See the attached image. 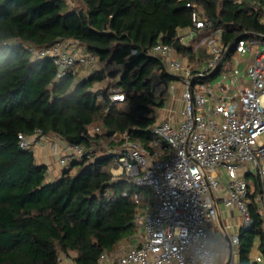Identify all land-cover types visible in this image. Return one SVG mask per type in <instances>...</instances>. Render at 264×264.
<instances>
[{
	"label": "trees",
	"instance_id": "trees-1",
	"mask_svg": "<svg viewBox=\"0 0 264 264\" xmlns=\"http://www.w3.org/2000/svg\"><path fill=\"white\" fill-rule=\"evenodd\" d=\"M81 1L84 7L71 10L66 0H0V264H61V255L72 253L73 264H100L105 253L130 241L138 210L132 196L141 189L126 178L113 179L116 156L106 146H122L116 135L126 132L151 153L153 142L164 145L150 130L162 105L152 75L180 78L153 47L173 45L195 61V47L178 39L179 30L194 29V7L207 21L204 37L222 30L226 46L245 31L264 35V0ZM59 39L77 41L107 66L122 68L80 83L76 74L58 79L55 64L33 60L25 46L46 48ZM209 58L203 50L198 59ZM108 78L106 88L92 90ZM115 91L124 93L123 103L111 102ZM38 130L90 155L47 182L48 167L37 163L32 149L20 147V134L31 137ZM248 182L253 224L239 234V264H257L251 257L257 245L264 253V218L256 201L264 189L254 177Z\"/></svg>",
	"mask_w": 264,
	"mask_h": 264
},
{
	"label": "built area",
	"instance_id": "built-area-1",
	"mask_svg": "<svg viewBox=\"0 0 264 264\" xmlns=\"http://www.w3.org/2000/svg\"><path fill=\"white\" fill-rule=\"evenodd\" d=\"M200 13L194 7L196 31L207 24ZM260 23L264 26V16ZM204 44L210 58L200 68L184 63L173 45L158 43L152 49L167 70L183 82L184 119L179 124L161 121L151 127L164 142L162 147L153 142V153L130 139L127 132L120 136L122 146L109 153L116 156L111 166L113 179L126 178L141 192L132 196L138 210L137 232L128 241L130 245L119 252L105 253L100 264L111 258L116 264H217L208 225L218 218L219 202L239 210L244 218L242 230L253 224L248 177L256 178L264 189V35L245 31L226 46L222 30H217L202 40ZM25 48L33 60H51L58 68V79L76 74L77 67H93L99 61L74 40L59 39L41 49L31 45ZM232 50V54L251 58L244 69L249 85L236 89L205 82L220 70ZM231 72L237 78L242 70L231 66ZM125 99L119 91L110 96L112 103L121 104ZM94 131L99 132V128ZM31 137L37 141L46 136L38 130ZM31 137L19 135L22 149L32 148ZM50 144L54 149L57 146L55 141ZM60 152L62 168L90 155L83 146L68 143L60 147ZM222 175L228 178L224 186ZM256 201L264 218V194H259ZM231 243L238 246L239 235L233 236ZM254 261L264 264V254L259 253Z\"/></svg>",
	"mask_w": 264,
	"mask_h": 264
},
{
	"label": "crops",
	"instance_id": "crops-1",
	"mask_svg": "<svg viewBox=\"0 0 264 264\" xmlns=\"http://www.w3.org/2000/svg\"><path fill=\"white\" fill-rule=\"evenodd\" d=\"M195 34H197L198 38H195ZM206 37V36H205ZM203 31H196L192 28L181 29L178 32V39L180 42L190 48V47H197L200 44L202 45V40L205 38ZM191 39H193L191 41ZM206 51V54H209L206 46H200V48L196 51V60H190L188 57H179L183 60L184 63L190 62L192 65H195L196 68H200L206 61L203 60L202 62L199 61V57L201 56V51ZM251 58L249 55H240V54H232L230 58L226 59L223 62L222 67L219 70V73L212 76L211 79L208 81L211 84H221L224 83L227 86L232 88H244L249 85V82L244 74V69L246 66L247 61ZM99 62V61H98ZM97 62V63H98ZM229 64V68H225V64ZM97 64L93 67H77V77L79 75L84 76L81 81L87 79L91 75L101 70H97L95 72L88 73L87 69L95 68ZM231 66H236L240 70H242L240 76L237 78L232 75ZM107 73V72H106ZM121 73L117 76V80L120 78ZM214 77V78H213ZM77 79V78H76ZM152 80L155 83V98L157 102H161L162 105L156 108V113L158 115L157 122L161 121H170L175 124H179L184 119V102H183V91L184 85L181 80L176 81H169L167 79H162L160 74H153ZM106 83V87L110 83V79H106L101 83H97L94 87L98 84ZM92 88L94 92L97 90ZM101 90V89H100ZM99 91V90H98ZM121 135H116V139L120 141ZM46 137H53V140L47 141L45 140ZM44 139L35 141V137H31L30 140L33 141V152L35 154L36 160L38 164L46 165L48 167V182H54L59 179L63 173L64 168L61 167L59 163L60 156L62 153L60 152V147H64L67 143L54 135H46ZM35 141V142H34ZM42 141V142H41ZM55 141L57 143L56 148H52L50 142ZM47 143L49 146H46ZM121 147V146H120ZM119 147V148H120ZM119 148H109L106 146L108 153L117 151ZM223 184V183H222ZM224 186V185H223ZM219 215L218 218L208 225V233L211 238L212 247L217 252V264H239V252L238 246H234L231 243V239L235 235H239L242 227L244 225V218L240 214L239 210L235 207H226L223 203L219 202L218 205ZM126 242V241H124ZM122 242L120 245H122ZM263 253L257 245L253 252H252V260L259 254ZM111 254V253H110ZM264 254V253H263ZM61 264H73L70 260L66 259L65 261L61 259ZM105 264H116V261L111 258Z\"/></svg>",
	"mask_w": 264,
	"mask_h": 264
},
{
	"label": "rangeland",
	"instance_id": "rangeland-1",
	"mask_svg": "<svg viewBox=\"0 0 264 264\" xmlns=\"http://www.w3.org/2000/svg\"><path fill=\"white\" fill-rule=\"evenodd\" d=\"M67 1V4H68V7H69V9H71V10H74V9H81L82 7H84V4L82 3V1L81 0H66ZM195 38L197 39L198 38V36H197V34H195ZM193 39H191V41H192ZM202 46H206L205 44L204 45H202ZM229 68V64L228 63H226L225 64V68ZM120 68H122L121 66H118V65H109V66H107L106 65V62H101V61H99L98 63H97V66L95 67V68H90V69H87L88 71V73H90V72H95V71H97V70H101V69H105V71L107 72V73H109V72H113V71H115L116 69H120ZM84 76H80L79 75V77H77V79H76V83L77 82H79L80 80H82V78H83ZM104 88H106V83H103V84H98V85H96L95 87H94V89L95 90H100V89H104ZM96 129V128H95ZM44 139V138H43ZM45 140L47 141V143H48V141H50V140H53V137H46L45 138ZM42 142V141H41ZM45 144L46 146H49L48 144ZM32 150H34L33 149V147L31 148ZM222 183H223V185H225L227 182H228V178L224 175H222ZM49 180H48V178H47V182H48ZM130 245V242H124L122 245H120V247L117 249V252H119L120 250H123L124 248L126 249L128 246ZM73 256H75V254H71L70 256H67V255H64V254H62L61 255V257H60V259H62V260H66V259H68V260H70L71 262H72V260H71V258L73 257Z\"/></svg>",
	"mask_w": 264,
	"mask_h": 264
},
{
	"label": "water",
	"instance_id": "water-1",
	"mask_svg": "<svg viewBox=\"0 0 264 264\" xmlns=\"http://www.w3.org/2000/svg\"><path fill=\"white\" fill-rule=\"evenodd\" d=\"M228 53H229V52H227V54H228ZM217 70H218V69H217ZM217 70H215V71H214V73H216V72H217ZM214 73H213V74H214ZM31 153H32V154L34 153V152H33V150L31 151Z\"/></svg>",
	"mask_w": 264,
	"mask_h": 264
},
{
	"label": "clouds",
	"instance_id": "clouds-1",
	"mask_svg": "<svg viewBox=\"0 0 264 264\" xmlns=\"http://www.w3.org/2000/svg\"><path fill=\"white\" fill-rule=\"evenodd\" d=\"M194 260H197V261H198V260H199V258H198V257H194Z\"/></svg>",
	"mask_w": 264,
	"mask_h": 264
}]
</instances>
